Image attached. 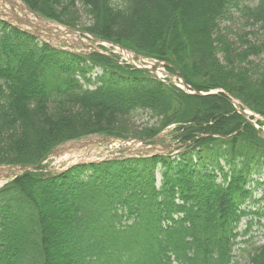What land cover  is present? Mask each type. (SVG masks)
I'll use <instances>...</instances> for the list:
<instances>
[{
    "label": "trees",
    "instance_id": "1",
    "mask_svg": "<svg viewBox=\"0 0 264 264\" xmlns=\"http://www.w3.org/2000/svg\"><path fill=\"white\" fill-rule=\"evenodd\" d=\"M21 1L70 27L84 14V31L219 91L189 94L116 53L56 49L0 20V164L44 169L52 149L93 134L167 145L152 138L172 126L177 145L9 179L0 264H238L237 224L264 202V140L228 96L264 115V62L249 60L264 56V0ZM230 8L248 31L223 26ZM137 113L150 122L135 126ZM247 251V264H264V234Z\"/></svg>",
    "mask_w": 264,
    "mask_h": 264
},
{
    "label": "water",
    "instance_id": "2",
    "mask_svg": "<svg viewBox=\"0 0 264 264\" xmlns=\"http://www.w3.org/2000/svg\"><path fill=\"white\" fill-rule=\"evenodd\" d=\"M10 2V0H2V2L0 3L1 9H0V19L5 21L6 23L14 26L15 28L26 32L28 34H31L33 36H36L40 39H58L60 36H76L77 39H82V36H86L90 39V41H92V46L97 45V44H102L104 45L109 44L110 46H113L115 48H117L120 52H123L126 55H132L136 58L137 61H133L131 62L130 58H128V62L133 64V66L136 67H140L143 68L145 70H148L150 72H152L155 75H159L161 73L167 74L169 77L172 78V83L179 86L184 92L186 93H190L196 96H202L208 93L214 94L217 93V91H211L208 93L199 91V90H193L190 88V86L185 82L182 74L180 72H177V74H170L167 73L163 66L164 63L160 62V63H146L144 61L143 56L138 55L136 53H134L131 49L128 48H124L118 44L112 43L110 41H106L100 38L95 37L93 34L88 33L84 30H80L77 28H72V27H64L63 29H59L58 27L56 28H52L47 26V24L45 23H40L38 21H36L35 19L32 20H28L27 18H23L21 16H19L16 13V6H13L11 4L10 8H6L5 7V3L4 2ZM18 9H21V7L17 6ZM28 10L29 13L32 14V16H34L35 18L38 17L37 14L33 13L32 11H30L28 8H26ZM6 11L8 12V14L6 13ZM138 64V65H137ZM228 100L230 101L231 104H233V106L236 108V111L238 113H240L244 118L245 121L247 123H249L251 126H253L254 128L257 129V134L264 139V127H261L262 130H258L255 121L260 120L264 123V116L259 115L257 113H254L252 111H250L248 108H246L245 106H242V104L234 97H232L231 95L228 96ZM250 117H253L254 120L250 119ZM114 141V140H112ZM132 143H136L138 142L137 140H130ZM125 143V141H122ZM108 150V149H107ZM77 162H74V164H76ZM71 165H73V163L68 162L66 168L70 167ZM24 171H38L34 166L31 165H0V180L3 177L9 176V175H13L16 176Z\"/></svg>",
    "mask_w": 264,
    "mask_h": 264
},
{
    "label": "rangeland",
    "instance_id": "3",
    "mask_svg": "<svg viewBox=\"0 0 264 264\" xmlns=\"http://www.w3.org/2000/svg\"><path fill=\"white\" fill-rule=\"evenodd\" d=\"M243 3L245 4H253L255 2V0H241ZM76 5L78 6L77 0L75 1ZM228 15L230 16V20L229 21H225L223 24V26L225 27H229V29L232 32H246L248 31L249 27L244 26V19L239 15V12L236 11L234 8H230L228 11ZM80 24L77 25L76 27L79 29L81 28V25L83 24H88L89 22V18L86 15H81L80 19H79ZM251 27V26H250ZM252 28V27H251ZM78 36V35H75ZM75 36H60L59 38H61V43L67 45V48L72 47L73 50H81V51H90L92 49L91 46H89L88 40L87 39H77V37ZM56 44H58V40L57 42L55 41ZM128 58H130L131 62H133L134 58H132L131 55H127ZM264 56L260 55L259 57H250L249 60L250 61H254V62H258V63H263ZM121 59H127L126 54L125 55H121ZM100 72V68L96 67L94 68L91 72L90 75L92 77H94L96 74H98ZM133 124L137 127H141L142 124L144 122H150L148 115H146L145 113H137L133 120H132ZM119 144L113 146V152H117V151H123L126 150L124 152L126 153H138L139 150L141 149H135L133 148L134 146L132 145H120ZM125 146V147H124ZM161 150V149H160ZM143 151V150H141ZM171 156L175 155V154H169ZM60 154H57L55 157L49 156L48 157V166L50 168H60L62 167L63 164H59L57 161L60 160L62 157H59ZM95 157H99V155H96ZM67 162V161H65ZM264 178V174L261 176ZM259 192V191H256ZM256 196H260V193H256ZM256 206H261V208L258 209L257 212H259V214H255L252 215V217H245L243 220L240 221L239 225H238V229L237 230H241L244 226H245V222L247 219L251 218L254 223L251 226V229L247 232V234L241 238V236H239L237 238V240H241L243 238H248L249 236L252 235V242H254V244L258 245L261 242V233L264 232V202L261 201L259 203L256 204ZM250 241L248 243H241L238 241L237 244H235L232 254H233V260H235L238 264H247L248 262V255H247V249L245 248V246L247 244H249ZM246 249L245 251L242 252V249Z\"/></svg>",
    "mask_w": 264,
    "mask_h": 264
},
{
    "label": "bare ground",
    "instance_id": "4",
    "mask_svg": "<svg viewBox=\"0 0 264 264\" xmlns=\"http://www.w3.org/2000/svg\"><path fill=\"white\" fill-rule=\"evenodd\" d=\"M17 4H18V1L15 2V5H17ZM80 140H84V139L83 138H80ZM123 145H125V144H123ZM97 149L98 148H96L95 146L85 147L83 149V148H79V147L74 146V145H67V146L64 147V150L62 152H65L64 153V158L65 159L70 158V157H73L74 159H84L85 160V159H87L89 157H95L96 156V153H99V151H97ZM101 153L105 154L106 156H108L111 159H115V158H125V157H136V156H146L145 154L126 153V152H124V150L123 151H117L116 153L113 152V150L112 151H102ZM0 165H3V164H0ZM39 171L59 172L58 169H55V168L52 169L49 166H47L44 169H39L38 168V172ZM24 172H26V171H24ZM263 174H264V172L262 174H260V176H262ZM261 178L264 179L263 177H261ZM156 179H157V184H158V180H159V175L158 174H156ZM257 193H259V192H257ZM255 197L258 198L259 196H256V194H255ZM246 206L248 208H251L252 211H254L253 209L256 206V204L255 205L254 204H251L249 206L248 205H246ZM257 211H258V209H256V213H254V214H247L245 216H242L241 219H240V221L243 220L245 217H248V216L249 217H252V215L259 214V212H257ZM249 220H251L250 224H248L249 223ZM240 221L237 224L236 230L238 229V225H239ZM253 223H254V221L251 218L247 219L246 222H245V226L241 230H237L238 232L242 233L243 230L246 229V232L244 234L237 235L236 239L239 236H241V238L244 237L247 234V232L251 229V226H252ZM263 234H264V232L261 233V242L260 243L263 242ZM247 240L248 241H251L252 240V235L249 236L248 238H243V239L238 240V241L241 242V241H247Z\"/></svg>",
    "mask_w": 264,
    "mask_h": 264
}]
</instances>
